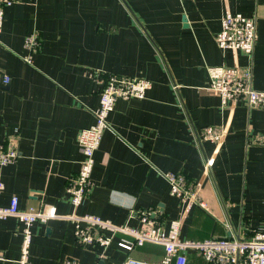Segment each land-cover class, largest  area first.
I'll return each mask as SVG.
<instances>
[{
    "label": "crops",
    "instance_id": "1",
    "mask_svg": "<svg viewBox=\"0 0 264 264\" xmlns=\"http://www.w3.org/2000/svg\"><path fill=\"white\" fill-rule=\"evenodd\" d=\"M224 13L256 21L252 56L219 49L214 37ZM36 32L31 64L24 37ZM249 67L264 91V0H14L0 37V142L18 132L19 158L0 167V207L53 214L32 227L31 264H122L123 249L79 245L67 215H95L141 229L129 211L154 209L167 227L179 219L188 240L244 237L264 218V111L242 100L221 104L204 87L207 67ZM144 78L143 99L119 100L94 153L92 188L74 208L66 193L79 170L77 135L94 122L101 82L95 74ZM219 127V143L198 142L203 128ZM183 174L207 211L171 196L161 173ZM21 224L0 219V264L19 257ZM160 245L144 243L132 256L160 264ZM101 258V259H100ZM186 264H208L188 253Z\"/></svg>",
    "mask_w": 264,
    "mask_h": 264
},
{
    "label": "built area",
    "instance_id": "2",
    "mask_svg": "<svg viewBox=\"0 0 264 264\" xmlns=\"http://www.w3.org/2000/svg\"><path fill=\"white\" fill-rule=\"evenodd\" d=\"M13 3L14 0H0V37L4 11ZM255 38V19L239 13H224L220 18V30L214 40L219 49L238 50L251 57ZM23 45L26 54L22 60L31 64L33 54L41 45L38 34L36 32L27 34ZM207 73L208 83L204 89L219 96L222 105L236 99L244 101L249 108H261L264 111V91L253 88L252 73L248 66L207 67ZM94 77L101 82L99 106L92 112L93 124L79 131L77 135L76 141L82 159L77 174L69 177L66 183V193L74 208L78 207L91 191L94 153L100 145L103 133L110 129L109 113L119 100L143 99L151 86V82L144 78L103 76L98 73ZM9 82L10 77L0 72V84L7 85ZM222 137V129L208 126L198 134V142L219 143ZM18 158L19 138L18 132L15 131L0 142V167L15 163ZM161 175L168 184L171 196L188 206H198L210 213L207 203L201 199L197 189L183 174L164 172ZM2 189L3 185L0 182V192ZM53 216L36 207L19 209L16 196L11 197L9 205L0 207V219L15 217L21 224L20 252L15 264H31L32 227L35 223H46ZM63 218L74 223L73 234L79 245L97 244L108 248L112 241H116V245L126 253L122 264H147L131 255L136 247L144 243L160 245L163 248L164 254L160 264H186L188 253L200 255L208 264H264V218L260 228H248L243 238L205 240L182 239L181 221L171 220L165 227L161 214L154 209L129 211L128 219L137 220L142 226L141 229L131 227L127 223L114 225L109 220L95 215L70 214ZM64 264L77 262L67 259Z\"/></svg>",
    "mask_w": 264,
    "mask_h": 264
}]
</instances>
